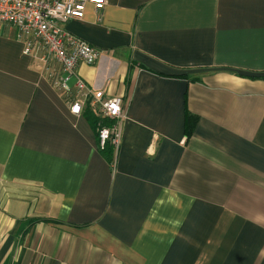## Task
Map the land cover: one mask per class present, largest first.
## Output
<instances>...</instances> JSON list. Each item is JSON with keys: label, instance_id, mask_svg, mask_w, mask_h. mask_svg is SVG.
Returning a JSON list of instances; mask_svg holds the SVG:
<instances>
[{"label": "crops", "instance_id": "obj_1", "mask_svg": "<svg viewBox=\"0 0 264 264\" xmlns=\"http://www.w3.org/2000/svg\"><path fill=\"white\" fill-rule=\"evenodd\" d=\"M66 28L100 52L69 92L0 24V264H264V0H107ZM78 77L123 97L117 151Z\"/></svg>", "mask_w": 264, "mask_h": 264}, {"label": "built area", "instance_id": "obj_2", "mask_svg": "<svg viewBox=\"0 0 264 264\" xmlns=\"http://www.w3.org/2000/svg\"><path fill=\"white\" fill-rule=\"evenodd\" d=\"M88 3L101 10L107 0H0V24L16 28L17 39L23 43L25 54L39 55L46 63L51 59L58 65L55 68L48 63L46 71L48 77L67 92L71 90L68 81L77 74L79 65L94 64L100 56L95 46L66 28L70 20L84 17ZM76 87L81 95L71 103L72 112L81 113L91 100L100 118L101 150L112 145L117 151L122 139L119 122L125 116L123 97L106 96L104 90L89 87L80 77ZM107 120L111 123L107 124Z\"/></svg>", "mask_w": 264, "mask_h": 264}, {"label": "trees", "instance_id": "obj_3", "mask_svg": "<svg viewBox=\"0 0 264 264\" xmlns=\"http://www.w3.org/2000/svg\"><path fill=\"white\" fill-rule=\"evenodd\" d=\"M85 114L88 116L89 119H92L94 123H97L98 121V114L97 112L93 109V106L91 103H87V108L85 110ZM198 120V117L190 112L187 113L186 117V132L188 134H191L195 128L196 121ZM107 124H110L111 121L107 120ZM107 151L108 153H111L114 151L112 145H108V147L104 150Z\"/></svg>", "mask_w": 264, "mask_h": 264}]
</instances>
